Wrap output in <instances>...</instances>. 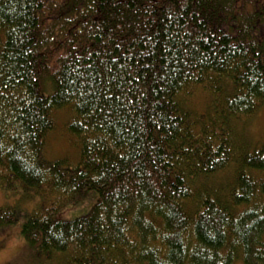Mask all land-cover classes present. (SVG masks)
<instances>
[{
	"label": "trees",
	"instance_id": "16d2710c",
	"mask_svg": "<svg viewBox=\"0 0 264 264\" xmlns=\"http://www.w3.org/2000/svg\"><path fill=\"white\" fill-rule=\"evenodd\" d=\"M262 104L264 0H0V185L60 264H264V136H235ZM59 111L76 163L47 155Z\"/></svg>",
	"mask_w": 264,
	"mask_h": 264
},
{
	"label": "rangeland",
	"instance_id": "374dc122",
	"mask_svg": "<svg viewBox=\"0 0 264 264\" xmlns=\"http://www.w3.org/2000/svg\"><path fill=\"white\" fill-rule=\"evenodd\" d=\"M205 95L197 97L195 106L203 104ZM67 113L59 111L56 114L55 128L49 133L47 139V155L49 158L68 156L76 163L78 148L71 142V138L64 131V121ZM236 134L240 139L254 146L264 136V104L259 106L254 114L248 118L240 119L235 123ZM235 132V131H234ZM226 174L216 175L207 180L208 185L223 183L226 181ZM98 197L96 190L83 191L75 199L67 203L60 211L59 216L64 219H73L86 214ZM39 195L21 188L5 190L0 185V207L5 205L18 204L22 210L18 222L12 225L0 227V264H60L63 263V256L58 254L47 258L44 254H38L35 248L31 247L19 234V225L26 217V214L39 205ZM235 264H244L238 260Z\"/></svg>",
	"mask_w": 264,
	"mask_h": 264
},
{
	"label": "bare ground",
	"instance_id": "6f19581e",
	"mask_svg": "<svg viewBox=\"0 0 264 264\" xmlns=\"http://www.w3.org/2000/svg\"><path fill=\"white\" fill-rule=\"evenodd\" d=\"M232 262V261H231Z\"/></svg>",
	"mask_w": 264,
	"mask_h": 264
}]
</instances>
